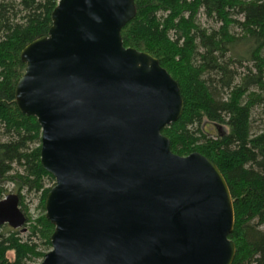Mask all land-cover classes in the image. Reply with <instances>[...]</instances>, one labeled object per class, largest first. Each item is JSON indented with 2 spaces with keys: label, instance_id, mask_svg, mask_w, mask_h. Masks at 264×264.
Instances as JSON below:
<instances>
[{
  "label": "water",
  "instance_id": "water-1",
  "mask_svg": "<svg viewBox=\"0 0 264 264\" xmlns=\"http://www.w3.org/2000/svg\"><path fill=\"white\" fill-rule=\"evenodd\" d=\"M135 12L134 0H58L47 34L20 52L15 104L36 118L40 163L54 178L44 199L51 249L39 264L234 258L223 175L197 152L173 153L161 133L182 112L177 82L155 57L123 46ZM20 218L11 195L0 199V224Z\"/></svg>",
  "mask_w": 264,
  "mask_h": 264
},
{
  "label": "trees",
  "instance_id": "trees-1",
  "mask_svg": "<svg viewBox=\"0 0 264 264\" xmlns=\"http://www.w3.org/2000/svg\"><path fill=\"white\" fill-rule=\"evenodd\" d=\"M57 2L0 0V199L11 195L21 215L19 225L0 224V264H32L51 249L44 199L54 178L40 163V126L17 109L14 88L24 72L20 52L47 34ZM134 5L123 46L155 57L183 99L180 117L161 133L173 153L197 152L223 175L234 211L231 264H264V0ZM25 193L38 194L34 219Z\"/></svg>",
  "mask_w": 264,
  "mask_h": 264
},
{
  "label": "rangeland",
  "instance_id": "rangeland-1",
  "mask_svg": "<svg viewBox=\"0 0 264 264\" xmlns=\"http://www.w3.org/2000/svg\"><path fill=\"white\" fill-rule=\"evenodd\" d=\"M201 21L203 22V18H201ZM11 185L8 186V189H11ZM12 192V191H11ZM38 194L34 193H25V200L24 203L27 205V212L30 215L31 219L36 218L38 214H40V208L38 207ZM9 257H11V254H8ZM41 261L36 260L32 264H39Z\"/></svg>",
  "mask_w": 264,
  "mask_h": 264
},
{
  "label": "flooded vegetation",
  "instance_id": "flooded-vegetation-1",
  "mask_svg": "<svg viewBox=\"0 0 264 264\" xmlns=\"http://www.w3.org/2000/svg\"><path fill=\"white\" fill-rule=\"evenodd\" d=\"M10 204H11V203H10ZM11 206H12V208H14V205L11 204ZM10 212H11V211H10Z\"/></svg>",
  "mask_w": 264,
  "mask_h": 264
}]
</instances>
